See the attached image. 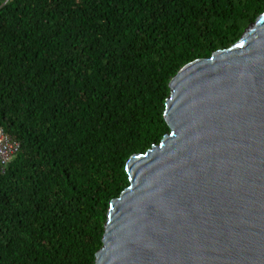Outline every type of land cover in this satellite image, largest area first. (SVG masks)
I'll use <instances>...</instances> for the list:
<instances>
[{"label": "trees", "instance_id": "trees-1", "mask_svg": "<svg viewBox=\"0 0 264 264\" xmlns=\"http://www.w3.org/2000/svg\"><path fill=\"white\" fill-rule=\"evenodd\" d=\"M264 0H0V264H94L131 153L168 132L169 78Z\"/></svg>", "mask_w": 264, "mask_h": 264}, {"label": "water", "instance_id": "water-1", "mask_svg": "<svg viewBox=\"0 0 264 264\" xmlns=\"http://www.w3.org/2000/svg\"><path fill=\"white\" fill-rule=\"evenodd\" d=\"M168 87V132L126 158L94 264H264V10Z\"/></svg>", "mask_w": 264, "mask_h": 264}, {"label": "built area", "instance_id": "built-area-1", "mask_svg": "<svg viewBox=\"0 0 264 264\" xmlns=\"http://www.w3.org/2000/svg\"><path fill=\"white\" fill-rule=\"evenodd\" d=\"M16 149L17 143L0 130V163L7 162Z\"/></svg>", "mask_w": 264, "mask_h": 264}, {"label": "rangeland", "instance_id": "rangeland-1", "mask_svg": "<svg viewBox=\"0 0 264 264\" xmlns=\"http://www.w3.org/2000/svg\"><path fill=\"white\" fill-rule=\"evenodd\" d=\"M14 152H15V151H14ZM8 161H9V160H8ZM8 161H7V162H8ZM7 162H5V163H3V164L0 163V170H3V168H4V166L6 165Z\"/></svg>", "mask_w": 264, "mask_h": 264}, {"label": "clouds", "instance_id": "clouds-1", "mask_svg": "<svg viewBox=\"0 0 264 264\" xmlns=\"http://www.w3.org/2000/svg\"><path fill=\"white\" fill-rule=\"evenodd\" d=\"M3 132V131H2ZM4 133V132H3ZM5 134V133H4ZM16 142V141H15Z\"/></svg>", "mask_w": 264, "mask_h": 264}, {"label": "bare ground", "instance_id": "bare-ground-1", "mask_svg": "<svg viewBox=\"0 0 264 264\" xmlns=\"http://www.w3.org/2000/svg\"><path fill=\"white\" fill-rule=\"evenodd\" d=\"M1 130V129H0Z\"/></svg>", "mask_w": 264, "mask_h": 264}]
</instances>
